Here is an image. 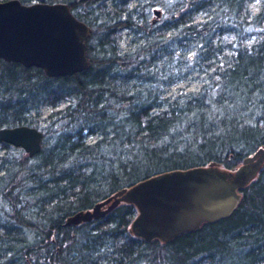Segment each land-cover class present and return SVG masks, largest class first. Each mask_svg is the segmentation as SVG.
Listing matches in <instances>:
<instances>
[{
	"label": "trees",
	"instance_id": "trees-1",
	"mask_svg": "<svg viewBox=\"0 0 264 264\" xmlns=\"http://www.w3.org/2000/svg\"><path fill=\"white\" fill-rule=\"evenodd\" d=\"M18 1L65 3L89 29V65L48 76L0 59V127L42 134L33 161L0 143V264H264V161L227 216L166 242L133 237L127 202L65 222L141 178L210 162L233 169L264 143V0L251 14L252 0ZM191 72L194 93L163 96ZM61 98L41 123L30 115Z\"/></svg>",
	"mask_w": 264,
	"mask_h": 264
},
{
	"label": "water",
	"instance_id": "water-1",
	"mask_svg": "<svg viewBox=\"0 0 264 264\" xmlns=\"http://www.w3.org/2000/svg\"><path fill=\"white\" fill-rule=\"evenodd\" d=\"M88 32L65 3L0 0V59L4 61L41 68L48 76L82 71L89 65L84 52ZM41 135L37 127L24 124L0 127V143L20 147L26 156L39 151ZM263 161L264 143L233 169L210 162L164 170L76 211L65 222L98 218L127 202L135 210L129 222L133 237L166 242L227 216L239 201V189Z\"/></svg>",
	"mask_w": 264,
	"mask_h": 264
},
{
	"label": "rangeland",
	"instance_id": "rangeland-1",
	"mask_svg": "<svg viewBox=\"0 0 264 264\" xmlns=\"http://www.w3.org/2000/svg\"><path fill=\"white\" fill-rule=\"evenodd\" d=\"M133 4V0L129 1V5ZM259 4L255 1H248L245 4V9L246 11H248L249 14L251 13H255L256 10L259 8ZM203 15V11H198L196 12V16L200 17ZM149 17H154L153 13L150 12ZM264 24V20L263 23ZM202 30V29H201ZM118 33L120 36V41H119V46L123 47L126 41V38L128 37L126 29L123 27H119L118 28ZM261 32L260 31H255L253 34L249 35L247 38L242 40V44L246 45V46H250V44H252L255 40L259 39L261 37ZM228 41H230L229 37H224L223 38V43H227ZM224 45V44H222ZM176 53V52H175ZM231 55V50L229 48V46H224L222 50H220V55L218 56L219 59H221V61H223L224 57H228ZM196 77H199V74L195 73V72H191L189 76H187L186 78L180 80L177 83H174L170 86H167L165 89V93L163 94V96L167 97V96H172L174 94H177L179 91L181 92H191L194 93L198 86H199V81L196 79ZM165 88V87H164ZM67 103V99L65 98H61L58 101V104L56 106H50L49 103L47 101H39L36 105V109H30L29 113L31 116H34V119L36 121H38V123H41V119H46V117L48 116V114L53 111L56 110L58 108H62L65 106V104ZM96 138V136L94 134H89L87 136H85V142L86 143H93L94 139ZM9 153L12 154H22L25 155L23 150L21 148L17 149L16 151L13 149H9ZM3 149L0 146V155H3ZM34 157L32 156L30 158V161H33ZM122 203V202H120Z\"/></svg>",
	"mask_w": 264,
	"mask_h": 264
}]
</instances>
